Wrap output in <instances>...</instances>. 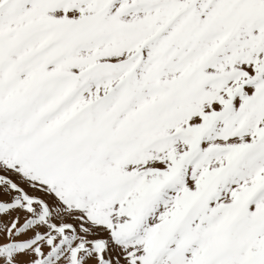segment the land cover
<instances>
[{
  "label": "snow or ice",
  "instance_id": "6c2138e0",
  "mask_svg": "<svg viewBox=\"0 0 264 264\" xmlns=\"http://www.w3.org/2000/svg\"><path fill=\"white\" fill-rule=\"evenodd\" d=\"M0 264H264V0H0Z\"/></svg>",
  "mask_w": 264,
  "mask_h": 264
}]
</instances>
